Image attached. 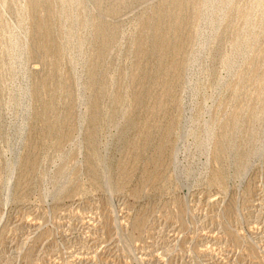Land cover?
<instances>
[{
  "label": "rangeland",
  "instance_id": "374dc122",
  "mask_svg": "<svg viewBox=\"0 0 264 264\" xmlns=\"http://www.w3.org/2000/svg\"><path fill=\"white\" fill-rule=\"evenodd\" d=\"M0 264H264V0H0Z\"/></svg>",
  "mask_w": 264,
  "mask_h": 264
}]
</instances>
